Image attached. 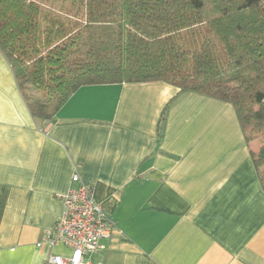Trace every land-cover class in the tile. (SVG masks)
I'll list each match as a JSON object with an SVG mask.
<instances>
[{
	"label": "crops",
	"instance_id": "0c3cea01",
	"mask_svg": "<svg viewBox=\"0 0 264 264\" xmlns=\"http://www.w3.org/2000/svg\"><path fill=\"white\" fill-rule=\"evenodd\" d=\"M163 82L85 85L45 128L0 51V264H42L75 170L114 225L91 264H264V189L233 105Z\"/></svg>",
	"mask_w": 264,
	"mask_h": 264
},
{
	"label": "trees",
	"instance_id": "16d2710c",
	"mask_svg": "<svg viewBox=\"0 0 264 264\" xmlns=\"http://www.w3.org/2000/svg\"><path fill=\"white\" fill-rule=\"evenodd\" d=\"M0 51L42 128L85 85L177 87L159 138L183 93L231 103L264 189V0H0Z\"/></svg>",
	"mask_w": 264,
	"mask_h": 264
},
{
	"label": "built area",
	"instance_id": "2783aa9c",
	"mask_svg": "<svg viewBox=\"0 0 264 264\" xmlns=\"http://www.w3.org/2000/svg\"><path fill=\"white\" fill-rule=\"evenodd\" d=\"M72 185L63 195V213L49 230L42 247L64 245L70 255L50 253L42 264H91V255L105 249L104 239L114 231L111 219L102 205L95 200L94 186L85 184L77 170L72 175Z\"/></svg>",
	"mask_w": 264,
	"mask_h": 264
},
{
	"label": "rangeland",
	"instance_id": "374dc122",
	"mask_svg": "<svg viewBox=\"0 0 264 264\" xmlns=\"http://www.w3.org/2000/svg\"><path fill=\"white\" fill-rule=\"evenodd\" d=\"M257 145H258L257 142H254V143H253V147H254V148H257Z\"/></svg>",
	"mask_w": 264,
	"mask_h": 264
}]
</instances>
